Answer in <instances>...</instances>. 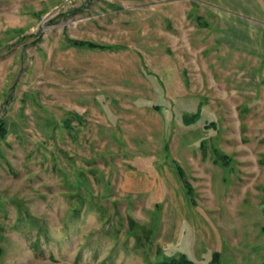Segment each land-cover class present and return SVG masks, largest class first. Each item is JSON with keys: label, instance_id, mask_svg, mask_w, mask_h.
<instances>
[{"label": "rangeland", "instance_id": "obj_1", "mask_svg": "<svg viewBox=\"0 0 264 264\" xmlns=\"http://www.w3.org/2000/svg\"><path fill=\"white\" fill-rule=\"evenodd\" d=\"M228 1L0 0V264H264L258 0Z\"/></svg>", "mask_w": 264, "mask_h": 264}, {"label": "crops", "instance_id": "obj_2", "mask_svg": "<svg viewBox=\"0 0 264 264\" xmlns=\"http://www.w3.org/2000/svg\"><path fill=\"white\" fill-rule=\"evenodd\" d=\"M214 3L218 2L219 0H212ZM237 0H229L227 2V6H234L238 7L240 9L247 8V4L245 6L241 5L242 0H238L240 3H236ZM245 2H252V0H244ZM255 1V0H254ZM224 2H221L219 4H223ZM233 3V4H232ZM249 3V2H248ZM258 56H264V0H258ZM144 173L141 174H133V179L131 181V186H135L136 184V178H145ZM136 187V186H135Z\"/></svg>", "mask_w": 264, "mask_h": 264}, {"label": "trees", "instance_id": "obj_3", "mask_svg": "<svg viewBox=\"0 0 264 264\" xmlns=\"http://www.w3.org/2000/svg\"><path fill=\"white\" fill-rule=\"evenodd\" d=\"M70 43H72L73 45L75 46H80V47H83V46H86V47H91V48H94V47H98L97 45H94L92 43H87V42H84V41H78V40H73L71 41ZM191 119H185V123H190L191 122ZM5 132V128L4 126H0V135H3ZM178 170H179V173L182 174L181 172V168L179 166H177ZM186 188H187V193H190V187L186 184ZM216 257H217V253H214V256H213V261L216 260ZM162 264H195L192 260H190L189 258H187L184 254H181L179 255L178 257L176 258H171L170 260L168 261H164Z\"/></svg>", "mask_w": 264, "mask_h": 264}]
</instances>
